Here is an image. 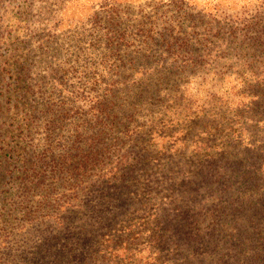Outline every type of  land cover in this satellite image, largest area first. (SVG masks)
Listing matches in <instances>:
<instances>
[{
    "label": "rangeland",
    "instance_id": "1",
    "mask_svg": "<svg viewBox=\"0 0 264 264\" xmlns=\"http://www.w3.org/2000/svg\"><path fill=\"white\" fill-rule=\"evenodd\" d=\"M263 3L0 0V264H264Z\"/></svg>",
    "mask_w": 264,
    "mask_h": 264
},
{
    "label": "trees",
    "instance_id": "2",
    "mask_svg": "<svg viewBox=\"0 0 264 264\" xmlns=\"http://www.w3.org/2000/svg\"><path fill=\"white\" fill-rule=\"evenodd\" d=\"M262 12H264V3L260 8V15L262 14ZM103 19H104V22L102 25L103 26L102 29L106 30V32L103 33L104 41H105V44L107 46L111 47L113 45L114 39L123 40L125 37L124 30L121 29V18L119 17L116 9H110V10L104 9ZM91 25L94 26L97 24L94 21H91ZM260 37L262 40H264V27H263V31L261 32ZM192 63L190 65H192ZM116 92L117 91L113 88L112 83L105 87V94L104 95H106L108 97L106 98V102L101 104V101H100V103L97 104L98 105V108H97L98 113H101V114L105 113V111L107 110L108 105H109V104L105 105V103L114 104ZM107 100H110V101H107ZM71 148H73V147H71ZM261 162H263V164L261 165V168L264 169V152L262 153V161ZM202 172H204V174L207 176V178L211 176V174H210L211 171L209 168H204ZM217 176H219V175H217ZM217 176H216V178L220 179ZM256 176L261 180V183H262L263 193L260 195V197L263 199V207L262 208L264 210V171L260 172L259 176L258 175H256ZM251 187H253V186H251ZM36 260H37V262L44 260L47 264H59L53 257L46 254L43 250H42V253L36 254Z\"/></svg>",
    "mask_w": 264,
    "mask_h": 264
}]
</instances>
